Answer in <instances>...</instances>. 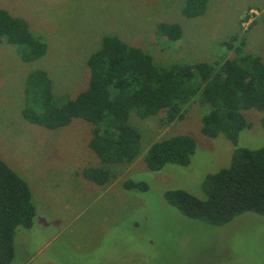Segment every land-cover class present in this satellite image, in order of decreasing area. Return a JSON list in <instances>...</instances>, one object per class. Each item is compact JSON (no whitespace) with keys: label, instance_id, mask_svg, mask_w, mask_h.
Returning a JSON list of instances; mask_svg holds the SVG:
<instances>
[{"label":"rangeland","instance_id":"obj_1","mask_svg":"<svg viewBox=\"0 0 264 264\" xmlns=\"http://www.w3.org/2000/svg\"><path fill=\"white\" fill-rule=\"evenodd\" d=\"M183 3L0 0L1 8L24 18L46 43L41 58L23 62L15 46L0 42V158L21 176L26 172L35 206L32 226L16 229L11 264H264V215L247 211L212 225L185 216L165 198L166 191L183 189L204 199V179L229 166L235 148L264 145V110H243L250 126L237 143L223 133L208 137L200 131L208 104L198 97L182 119L167 126L162 112L146 118L131 113L140 150L130 164L102 163L88 146L91 125L81 118L49 129L22 115L28 73L43 70L54 95L74 98L87 86V58L105 34L142 48L161 66L232 57L233 50L220 43L234 34L244 39L246 52L264 60V0H209L196 17L183 15ZM160 22L177 23L181 38L170 42L160 35ZM177 134L195 139L189 163L147 168L146 148ZM86 167L106 169L107 181L95 183L78 173ZM124 180L146 189L124 188Z\"/></svg>","mask_w":264,"mask_h":264},{"label":"trees","instance_id":"obj_2","mask_svg":"<svg viewBox=\"0 0 264 264\" xmlns=\"http://www.w3.org/2000/svg\"><path fill=\"white\" fill-rule=\"evenodd\" d=\"M209 0H184L186 17L202 15ZM157 31L170 42L181 38L177 23L160 22ZM0 42L15 46L19 58L30 62L46 52L45 41L28 22L0 7ZM237 34L220 43L233 50L220 60L179 62L161 66L138 46L116 35L105 34L99 48L87 58L89 78L74 98L56 96L43 70L25 79L24 119L54 129L78 117L90 123L88 146L102 163L130 164L140 150V133L128 122L131 113L146 118L162 112L161 122L170 125L184 117L196 97L208 104L200 118V131L214 137L223 133L237 143L240 131L250 126L243 110H264V60L244 50ZM264 128V115L260 119ZM196 148L195 139L177 134L152 142L143 154L151 171L166 164L185 166ZM83 175L105 183L109 172L86 167ZM124 188L146 189L142 182L124 180ZM205 198L183 189L165 192L169 204L185 216L212 225L229 222L243 212L264 215V145L237 147L229 166L209 174L202 184ZM35 216L32 192L26 179L0 158V264H11L18 227L29 228Z\"/></svg>","mask_w":264,"mask_h":264},{"label":"crops","instance_id":"obj_3","mask_svg":"<svg viewBox=\"0 0 264 264\" xmlns=\"http://www.w3.org/2000/svg\"><path fill=\"white\" fill-rule=\"evenodd\" d=\"M15 51H16V49H15ZM96 155V154H95ZM3 161H5L8 165L10 164L9 162H8V160H6V159H2ZM11 165V164H10ZM14 167V166H13ZM16 169V168H15ZM78 171V173L79 174H82L83 175V172L81 171V173H80V171L79 170H77ZM29 174V173H28ZM30 175V174H29ZM24 178H26L27 180L26 181H28V183H29V186H30V189H31V191L33 192V189H32V186H31V183L29 182V179H28V176H27V174H26V172H24ZM31 176V175H30ZM32 178V177H31ZM33 179V178H32ZM34 180V179H33ZM88 180H91V179H88ZM35 181V180H34ZM93 181V180H92ZM94 182V181H93ZM96 183V182H95ZM36 193V192H35ZM37 196V195H36ZM33 197L35 198V196H34V193H33ZM32 226V225H31ZM30 226V227H31Z\"/></svg>","mask_w":264,"mask_h":264},{"label":"built area","instance_id":"obj_4","mask_svg":"<svg viewBox=\"0 0 264 264\" xmlns=\"http://www.w3.org/2000/svg\"><path fill=\"white\" fill-rule=\"evenodd\" d=\"M251 20H252L251 18L247 19V23L251 22ZM247 23H246V24H247Z\"/></svg>","mask_w":264,"mask_h":264}]
</instances>
